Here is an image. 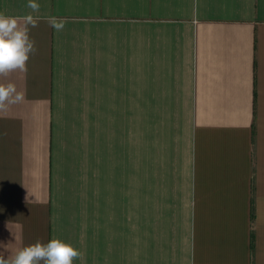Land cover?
<instances>
[{"label": "crops", "instance_id": "obj_1", "mask_svg": "<svg viewBox=\"0 0 264 264\" xmlns=\"http://www.w3.org/2000/svg\"><path fill=\"white\" fill-rule=\"evenodd\" d=\"M35 2L0 0L38 19L0 80L25 93L0 111V253L264 264V0Z\"/></svg>", "mask_w": 264, "mask_h": 264}, {"label": "clouds", "instance_id": "obj_2", "mask_svg": "<svg viewBox=\"0 0 264 264\" xmlns=\"http://www.w3.org/2000/svg\"><path fill=\"white\" fill-rule=\"evenodd\" d=\"M27 7L32 12H38L40 6L35 0H28ZM64 23L54 17L49 19L50 26L57 31L63 30ZM37 26L38 19L31 13L23 17L0 13V80L12 73L27 72V61L36 51L34 41L29 37V28ZM24 100L25 93L19 91L15 83L0 82V111ZM81 256L82 253L74 245L53 238L46 244L37 241L23 247L7 258L0 253V264H73Z\"/></svg>", "mask_w": 264, "mask_h": 264}]
</instances>
